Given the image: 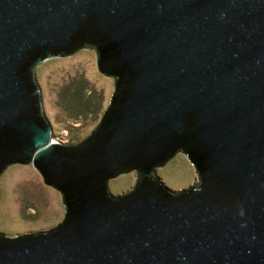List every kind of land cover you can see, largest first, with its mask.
<instances>
[{
    "label": "water",
    "instance_id": "1",
    "mask_svg": "<svg viewBox=\"0 0 264 264\" xmlns=\"http://www.w3.org/2000/svg\"><path fill=\"white\" fill-rule=\"evenodd\" d=\"M81 48L113 92L61 144L35 69ZM177 152L197 181L175 192L155 169ZM16 163L65 213L0 233V264H264V0H0V174Z\"/></svg>",
    "mask_w": 264,
    "mask_h": 264
},
{
    "label": "rangeland",
    "instance_id": "2",
    "mask_svg": "<svg viewBox=\"0 0 264 264\" xmlns=\"http://www.w3.org/2000/svg\"><path fill=\"white\" fill-rule=\"evenodd\" d=\"M35 79L53 138L61 144L72 145L86 138L98 125L113 92V79L97 71L92 49L81 48L69 56L47 59L36 67ZM79 84L86 88L81 94L88 106L85 113L74 118L66 109L64 93ZM78 106L73 103L69 110L77 111ZM133 173L131 170L108 179V194L119 196L132 188ZM155 173L175 192L190 187L193 179L194 184L197 181L193 165L181 152L157 167ZM64 213L60 193L44 184L31 164H10L0 174L1 234L13 237L48 230L63 220Z\"/></svg>",
    "mask_w": 264,
    "mask_h": 264
},
{
    "label": "trees",
    "instance_id": "3",
    "mask_svg": "<svg viewBox=\"0 0 264 264\" xmlns=\"http://www.w3.org/2000/svg\"><path fill=\"white\" fill-rule=\"evenodd\" d=\"M73 86L74 87L72 88V90L69 89L70 91L68 90V92L66 91V93H64V97H65L64 101L67 106L66 109L70 113V115L73 116L74 118H77L79 115L85 113L88 104H86L87 101L82 99V94H81V92L86 89L85 86H81L80 84ZM73 103L79 104L78 106L79 110L77 111L74 110L73 112L69 110V108L73 105Z\"/></svg>",
    "mask_w": 264,
    "mask_h": 264
},
{
    "label": "built area",
    "instance_id": "4",
    "mask_svg": "<svg viewBox=\"0 0 264 264\" xmlns=\"http://www.w3.org/2000/svg\"><path fill=\"white\" fill-rule=\"evenodd\" d=\"M52 141H54V142H58V143H60L59 141H57L56 139H54L53 137H52V139H51Z\"/></svg>",
    "mask_w": 264,
    "mask_h": 264
}]
</instances>
